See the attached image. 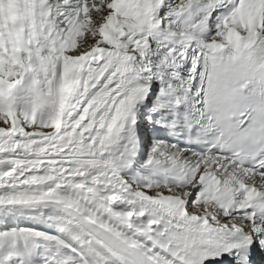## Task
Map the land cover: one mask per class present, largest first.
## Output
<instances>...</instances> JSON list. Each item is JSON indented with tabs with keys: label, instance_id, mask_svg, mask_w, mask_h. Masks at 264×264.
<instances>
[{
	"label": "snow or ice",
	"instance_id": "1",
	"mask_svg": "<svg viewBox=\"0 0 264 264\" xmlns=\"http://www.w3.org/2000/svg\"><path fill=\"white\" fill-rule=\"evenodd\" d=\"M0 264H264V0H0Z\"/></svg>",
	"mask_w": 264,
	"mask_h": 264
}]
</instances>
